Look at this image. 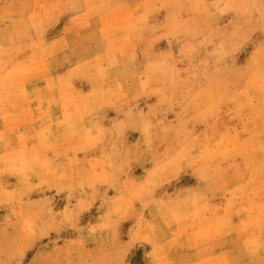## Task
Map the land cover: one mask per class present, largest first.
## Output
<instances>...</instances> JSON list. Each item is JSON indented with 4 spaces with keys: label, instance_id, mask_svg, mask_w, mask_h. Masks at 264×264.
Listing matches in <instances>:
<instances>
[{
    "label": "clouds",
    "instance_id": "9594fccd",
    "mask_svg": "<svg viewBox=\"0 0 264 264\" xmlns=\"http://www.w3.org/2000/svg\"><path fill=\"white\" fill-rule=\"evenodd\" d=\"M0 264H264V0H0Z\"/></svg>",
    "mask_w": 264,
    "mask_h": 264
},
{
    "label": "rangeland",
    "instance_id": "374dc122",
    "mask_svg": "<svg viewBox=\"0 0 264 264\" xmlns=\"http://www.w3.org/2000/svg\"><path fill=\"white\" fill-rule=\"evenodd\" d=\"M185 183H187V180H185Z\"/></svg>",
    "mask_w": 264,
    "mask_h": 264
}]
</instances>
